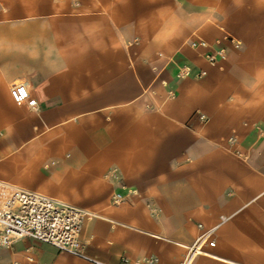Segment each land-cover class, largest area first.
Listing matches in <instances>:
<instances>
[{"label":"crops","instance_id":"crops-1","mask_svg":"<svg viewBox=\"0 0 264 264\" xmlns=\"http://www.w3.org/2000/svg\"><path fill=\"white\" fill-rule=\"evenodd\" d=\"M14 189L86 212L102 264H180L221 217L193 264H264V0H0V204ZM0 264L93 263L26 238Z\"/></svg>","mask_w":264,"mask_h":264},{"label":"built area","instance_id":"built-area-1","mask_svg":"<svg viewBox=\"0 0 264 264\" xmlns=\"http://www.w3.org/2000/svg\"><path fill=\"white\" fill-rule=\"evenodd\" d=\"M240 44L235 43V47ZM193 48L209 49V45L200 39L191 43ZM225 59L223 50L213 51L206 56L209 63L213 64ZM191 73L189 67H183L179 78L188 77ZM12 101L18 106H26L31 110L37 109V102L30 96L29 91L23 84H13L9 90ZM238 156H241L237 153ZM122 196L115 194L113 202L120 203ZM89 215L83 210L60 204L34 192L14 189L0 204V246L9 248L15 241L21 239H34L47 244L60 252L80 258L93 264H102L88 258L83 252V244L80 239L83 224ZM227 221L221 217L218 224L210 228L203 225L197 226L199 235L190 246L185 247V255L180 264H193L197 256L205 255L204 247H214L213 235L220 226ZM122 264H130L123 257ZM135 264H159L157 258H144Z\"/></svg>","mask_w":264,"mask_h":264},{"label":"rangeland","instance_id":"rangeland-1","mask_svg":"<svg viewBox=\"0 0 264 264\" xmlns=\"http://www.w3.org/2000/svg\"><path fill=\"white\" fill-rule=\"evenodd\" d=\"M17 83V82H16Z\"/></svg>","mask_w":264,"mask_h":264}]
</instances>
